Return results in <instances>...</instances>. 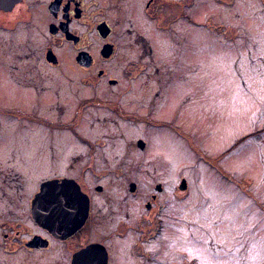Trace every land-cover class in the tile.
Masks as SVG:
<instances>
[{
    "label": "flooded vegetation",
    "instance_id": "flooded-vegetation-1",
    "mask_svg": "<svg viewBox=\"0 0 264 264\" xmlns=\"http://www.w3.org/2000/svg\"><path fill=\"white\" fill-rule=\"evenodd\" d=\"M239 1L242 0H0V37L9 35L10 41L3 40V43L11 44L10 52L13 53H0V87H8L15 98L14 103H7L12 107L6 108L0 94V122L7 118L23 120L28 125L37 124V112L43 105L76 100L64 102L61 107L62 117L66 114L72 117L69 122L56 123L46 116L41 119L49 129L66 131L65 137L69 141L76 140L83 147L81 155L73 160L78 164L76 171L43 179L38 190L27 193L22 187L24 182L19 171L13 166L5 168L2 143L6 135L0 126V264H83L84 253H87L88 264H133L128 259V234L134 230L139 239L129 252L140 261L139 264H202L200 257H191L189 251L176 250L174 244L178 246L179 242L172 238L175 231L172 226L180 223L179 205L181 201L188 202L190 197L186 179L182 177L173 187L158 181L153 184L148 198L139 202L136 198L141 185L135 181L128 185V161H118L108 155L114 150L115 142L127 140L124 138L128 137V121L151 128H170L171 131L176 127L173 121L164 120L166 125L156 122L150 111L141 115L128 110V94L133 91L134 79L147 71L144 69L151 68L152 63L147 67L134 61L129 69L128 65L115 68L106 65L120 56L128 57V44L122 47L120 43L128 35L136 34L137 40L143 42L145 48L141 52L144 54L140 55L143 59L156 54L152 42L155 37L145 35V31L135 27L138 22H147L152 24V31L166 33L174 39L178 38L180 28L189 30L180 41L185 45L183 53L175 59V64L180 67L186 52L189 60L195 55L194 45L191 48L187 45L198 36L196 28L208 31L213 27L210 25L212 17L201 22L198 15L206 14L205 11L212 8L211 4L218 9L217 6L230 7ZM244 6L256 12L257 8L264 9V0H247ZM216 14L217 22L213 23L220 36L225 40L229 36L240 40L242 34L238 30L230 33L229 27H232L221 20L224 11L218 9ZM26 27L32 33L27 34L29 42L36 31L45 35L35 63L31 62L36 57L31 46L29 52L23 55L19 52L18 33L19 30L24 32L22 29ZM1 46L3 48L4 44ZM64 56L73 58L72 70L79 74V79L69 80L70 84L65 87H50L51 80L41 67L60 71L61 78H67L63 71L66 68ZM10 57L14 61L28 62L22 67L9 65ZM134 67L142 70L134 72ZM170 69L165 72L167 80H163L159 67L158 82H164V85L162 92L155 93V99L161 98L164 91L169 97L178 92L172 86L176 69ZM17 70L23 71V77L34 80L39 75L40 85L37 81L16 79ZM39 86L41 91L37 90ZM26 107L30 112L24 109ZM82 126L89 132L81 131ZM22 127L27 128L24 124ZM263 132L264 128H260L254 133L260 136ZM136 142L142 151L149 147L148 141L142 138ZM242 142L236 143V147ZM24 145L34 147L31 143ZM14 160L13 157L8 163ZM69 169H75L73 164ZM46 182L50 184L46 193L53 189L62 193L57 211L52 210V205L40 193ZM128 194L136 205L140 203L142 211L135 223L128 212Z\"/></svg>",
    "mask_w": 264,
    "mask_h": 264
},
{
    "label": "rangeland",
    "instance_id": "rangeland-1",
    "mask_svg": "<svg viewBox=\"0 0 264 264\" xmlns=\"http://www.w3.org/2000/svg\"><path fill=\"white\" fill-rule=\"evenodd\" d=\"M246 1L225 8L217 6L224 11L223 23L232 27L229 32L234 34L236 31L233 30H238L242 34L240 40L231 36L225 40L220 36L213 23L217 22L218 9L211 4L212 8L204 15L199 14L198 19L206 22L210 17L214 18L210 24L213 27L208 31L196 28L198 37L203 33L207 35L187 45L190 48L194 45L195 55L189 60L186 52L180 67L175 64V59L183 53L185 45L180 41L189 30L180 28L178 38L174 39L166 33L152 31V24L147 22H138L135 27L145 31V35L155 37L152 42L156 54L143 59L140 56L144 54L141 52L145 48L143 42L137 40L136 34L128 35L125 41H120L122 47L128 44V57L120 56L106 65L111 68L128 65L129 69L134 61L147 67L152 63L151 68L144 69L147 71L134 79L133 91L128 94V110L141 115L150 111L156 122L173 121L176 127L171 131L170 128H151L128 121V137L124 138L127 140L115 142L114 150L108 155L118 161H128V185L131 181L141 185L136 198L139 202L148 198L153 184L158 181L173 187L182 177L186 179L190 197L188 202L181 201L179 205L180 223L172 226L178 236L174 231L172 238L179 242L178 246L174 244L176 250L189 251L191 257H200L202 264H264V132L260 136L254 133L264 128V9L251 12L248 6L242 7ZM22 30L24 32L19 30L18 33L19 52L23 55L31 46L36 56L31 62L35 63L45 35L36 31L29 42L26 39L31 31L27 27ZM3 40L10 41L9 35L0 37V53L13 54L10 52L12 45ZM1 44H4L3 48ZM63 59L67 78H61L60 71L48 70L37 62L50 78V87H65L70 84L69 80L79 79V74L72 70L73 58L64 56ZM8 61L9 65L20 67L28 62L14 61L11 57ZM159 67L163 80H167L166 70L176 69L172 86L178 92L171 97L164 91L161 98L155 99V93L162 92L164 85V82H158ZM139 69L132 68L134 72ZM15 75L16 79L27 82L39 84L42 81L39 75L35 80L23 77V71L17 70ZM37 90L41 91L40 86ZM63 90H59L60 93ZM0 94L6 108L12 107L7 104L15 102L10 89L0 87ZM68 97L71 98V94ZM75 101L60 100L43 105L37 112V124L28 125L23 120L7 118L0 122L6 135L2 143L5 168L13 166L19 171L24 192L38 190L40 182L50 176L76 171L78 164L73 160L81 155L83 147L76 140L69 141L65 137L66 131L49 129L41 119L46 116L56 123L69 122L72 117L67 114L62 117L61 107L64 102ZM27 107L24 109L30 112ZM81 131L89 132L86 126H82ZM51 135H54L52 141ZM139 138L148 141L147 150L142 151L137 146ZM238 142L242 143L236 147ZM26 143L34 144L35 148L25 146ZM13 157L15 160L9 164ZM70 164L74 170L69 169ZM135 203L128 194V212L133 223L142 213L140 203ZM138 239L136 230L128 234V259L133 264L140 261L129 250Z\"/></svg>",
    "mask_w": 264,
    "mask_h": 264
},
{
    "label": "snow or ice",
    "instance_id": "snow-or-ice-1",
    "mask_svg": "<svg viewBox=\"0 0 264 264\" xmlns=\"http://www.w3.org/2000/svg\"><path fill=\"white\" fill-rule=\"evenodd\" d=\"M62 193H59L57 191L50 190L49 192L44 194V198L47 201L48 204L52 205V210L53 211H57V205L59 203L60 197H61ZM85 256V260L83 262V264H88V259H87V253H84Z\"/></svg>",
    "mask_w": 264,
    "mask_h": 264
},
{
    "label": "water",
    "instance_id": "water-1",
    "mask_svg": "<svg viewBox=\"0 0 264 264\" xmlns=\"http://www.w3.org/2000/svg\"><path fill=\"white\" fill-rule=\"evenodd\" d=\"M141 147H143V145H142ZM48 187H50V184H49L48 182L44 183V184L42 185V187H41V191H40V193H41V194H45L46 191H47V189H48Z\"/></svg>",
    "mask_w": 264,
    "mask_h": 264
},
{
    "label": "bare ground",
    "instance_id": "bare-ground-1",
    "mask_svg": "<svg viewBox=\"0 0 264 264\" xmlns=\"http://www.w3.org/2000/svg\"><path fill=\"white\" fill-rule=\"evenodd\" d=\"M200 37H206V35L203 34V35H201ZM200 37H198V36L196 35V38H200Z\"/></svg>",
    "mask_w": 264,
    "mask_h": 264
}]
</instances>
